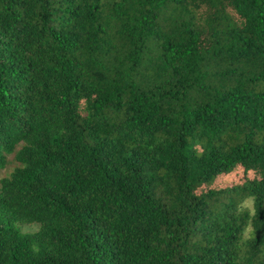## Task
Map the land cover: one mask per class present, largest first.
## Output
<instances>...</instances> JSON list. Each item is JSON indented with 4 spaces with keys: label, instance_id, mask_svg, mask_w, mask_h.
Here are the masks:
<instances>
[{
    "label": "trees",
    "instance_id": "obj_1",
    "mask_svg": "<svg viewBox=\"0 0 264 264\" xmlns=\"http://www.w3.org/2000/svg\"><path fill=\"white\" fill-rule=\"evenodd\" d=\"M8 157L0 264H264V0H0Z\"/></svg>",
    "mask_w": 264,
    "mask_h": 264
},
{
    "label": "rangeland",
    "instance_id": "obj_2",
    "mask_svg": "<svg viewBox=\"0 0 264 264\" xmlns=\"http://www.w3.org/2000/svg\"><path fill=\"white\" fill-rule=\"evenodd\" d=\"M15 166L16 165L11 160V157H8L6 166L4 167V169L0 171V178L7 176ZM244 177L251 178V174L247 173L245 176H243L240 171H233L230 175L217 179L214 183V186H229V185L237 184L239 182H242ZM242 207H246L250 209L251 201L248 200L244 201L242 203ZM19 230L22 234L33 233L37 230V225L36 224L20 225Z\"/></svg>",
    "mask_w": 264,
    "mask_h": 264
}]
</instances>
